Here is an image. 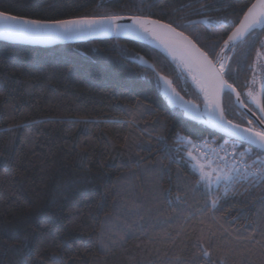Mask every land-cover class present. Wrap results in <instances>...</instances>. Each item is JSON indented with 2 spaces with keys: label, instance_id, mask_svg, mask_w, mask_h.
I'll return each instance as SVG.
<instances>
[{
  "label": "trees",
  "instance_id": "1",
  "mask_svg": "<svg viewBox=\"0 0 264 264\" xmlns=\"http://www.w3.org/2000/svg\"><path fill=\"white\" fill-rule=\"evenodd\" d=\"M250 2L0 0V12L30 20L141 16L175 26L232 20ZM178 30L199 35L205 51L215 44L216 59L231 28ZM262 40L258 30L250 49L238 43L225 52V79L257 115L247 92L259 96L264 80L250 83ZM142 57L154 70L137 63ZM160 75L172 81L177 104ZM185 100L205 105L187 73L142 41H0V264H208L195 246L201 237L212 264H264V184L237 183L215 209L205 206L185 139L206 144L197 147L205 159L224 157L234 140L191 120ZM224 110L248 127L227 92Z\"/></svg>",
  "mask_w": 264,
  "mask_h": 264
},
{
  "label": "snow or ice",
  "instance_id": "2",
  "mask_svg": "<svg viewBox=\"0 0 264 264\" xmlns=\"http://www.w3.org/2000/svg\"><path fill=\"white\" fill-rule=\"evenodd\" d=\"M203 7V6H201ZM242 15L229 20L223 18L212 20H189L183 24L173 22L164 23L160 20H152L141 16H131L130 23H120L124 17L118 15L84 16L75 19L61 20H30L16 17L5 12H0V37L10 40H29L39 43H51L60 40H69L86 34H104L116 32L117 34L132 35L137 39L151 37L168 50V52L189 69V74L196 87L203 94L205 108L198 112L197 118H206V122L213 128L229 133L234 139L231 151H225L224 157L218 159L221 163L207 166H198V179L196 187L205 196V206L215 209L222 199L228 197L237 183H249L253 186L264 184V105L260 98L251 89L247 96L251 102L259 108L261 119L259 127L253 126V120L247 121L248 127L233 124L226 120L224 111L217 102L219 94L225 89L235 92V88L224 77L231 71L230 62L219 57L213 59L210 54L215 51V44L205 45L207 51L198 46L199 35L195 37L185 35L179 28H191L198 23L211 24L222 31L231 28L226 39H223L221 52L225 49H235L239 43L245 49H250L258 38V30L264 31V0H251L239 9ZM219 40H217V43ZM264 48V40L261 42ZM122 55H132L122 53ZM264 53L257 51V57ZM219 64V66H217ZM255 68V65H253ZM169 83V81H166ZM254 85L255 80L250 82ZM174 91V90H173ZM262 93H264V81H262ZM239 100V93H236ZM227 143V142H226ZM243 149L242 151L240 149ZM258 154L253 157V150ZM191 156V153H189ZM206 167L211 169L206 170ZM222 189V191H221ZM179 195L176 200H181ZM196 241V247L200 249L199 255L208 258V264H212L211 251L205 250L201 240ZM216 264H222L217 261Z\"/></svg>",
  "mask_w": 264,
  "mask_h": 264
},
{
  "label": "water",
  "instance_id": "3",
  "mask_svg": "<svg viewBox=\"0 0 264 264\" xmlns=\"http://www.w3.org/2000/svg\"><path fill=\"white\" fill-rule=\"evenodd\" d=\"M121 17H124L125 19L121 20L120 23H130V20L128 18L131 17V16H121ZM146 18H150L152 20H158V19L151 18V17H146ZM203 19H198V21L199 20H203ZM198 24H203V23H198ZM185 35H187V34L185 33ZM150 38L151 37H147L145 39H137L136 37H134L132 35L117 34L116 32H111V33H104V34H86V35H83L81 37H77V38H74V39L54 41V42H51V43H39V42H33V41H29V40H10V39H5L3 37H0V41L6 42V43H11V44H23V45L32 46V47L50 48V47H55V46H58V45L76 44V43H84V42L98 41V40H110V39L138 40V41H142V42H145V43L149 44L148 42H146V40L150 39ZM226 50L227 49H225V51L222 52V56L225 55ZM137 63L140 64L143 67L150 68V69L154 70V67L151 64H149L144 57H142L141 60L138 61ZM217 66H219V64H217ZM224 79H225V77H224ZM159 80L165 87L167 97L174 104H177L175 92L173 91L172 81L169 78H167V77H165L163 75L159 76ZM166 81H169L170 84L166 83ZM233 88H235V87L233 86ZM226 92L229 93L233 97L234 102H235L236 106L238 107V109L240 111H242L249 119L253 120V122H255L257 124V126L259 127L260 126L259 125V120L261 119L260 111H259V115H257L250 108H248V106L244 103L241 94L237 91L236 88H235V92H231L230 90L225 89L224 91H222L219 94V96L217 98V102L219 104V107H220V109H222L224 111V115H225L224 95H225ZM236 93L240 94L239 100L237 99ZM263 94L264 93H262V85H261L260 90H259V98H260L261 104H262V100H263ZM202 97H203V95H202ZM183 105H184V109H185L188 117L191 120H193V121H195L197 123L204 124V125L210 127L211 129L215 130L217 133L234 140L230 136L229 133H226V132H224L223 130H220V129L213 128L209 123L206 122V118H197L198 112H203L204 108H205V105L201 107L200 105H198V104H196L194 102H189L187 100L184 101ZM225 119L228 120L226 115H225Z\"/></svg>",
  "mask_w": 264,
  "mask_h": 264
},
{
  "label": "rangeland",
  "instance_id": "4",
  "mask_svg": "<svg viewBox=\"0 0 264 264\" xmlns=\"http://www.w3.org/2000/svg\"><path fill=\"white\" fill-rule=\"evenodd\" d=\"M261 53H264V50ZM228 58H229V56H226V58L224 60L227 61ZM254 65H255V68H254V73L252 76V81L254 79L255 83H254V85L253 84L252 85L253 86H255V85L260 86L262 76L264 75V55H262L259 58L257 57ZM176 66L181 71L182 68H180L177 64H176ZM182 81L185 82L184 79ZM254 94H256V93H254ZM199 145H202V147L207 149L206 144H204V143L199 144L198 142L192 141L190 139H185V143H184V146L186 148L185 155L188 158V160L190 161L191 166L193 167L194 170H196L198 172V166H201V165L207 166L210 163L212 164V167L214 168L216 166V163L222 162L219 159H217L218 158L217 152L214 153L213 156L208 158V159H205L202 156H199L197 153V147ZM189 153H191V156H189ZM213 161H215L216 163H212ZM206 170L210 171L211 169L206 167Z\"/></svg>",
  "mask_w": 264,
  "mask_h": 264
},
{
  "label": "bare ground",
  "instance_id": "5",
  "mask_svg": "<svg viewBox=\"0 0 264 264\" xmlns=\"http://www.w3.org/2000/svg\"><path fill=\"white\" fill-rule=\"evenodd\" d=\"M146 42H148L151 46L155 47L156 49L160 50L162 53H164L167 57H169L174 63H176L180 68H182L187 75L189 76V79L194 84L195 88L199 91V89L196 87L195 83L192 80V76L189 74V69L185 67L183 63L179 59L174 58L168 50L160 43V41L155 40L153 38L147 39ZM200 92V91H199ZM201 93V92H200ZM202 94V93H201ZM203 95V94H202Z\"/></svg>",
  "mask_w": 264,
  "mask_h": 264
},
{
  "label": "built area",
  "instance_id": "6",
  "mask_svg": "<svg viewBox=\"0 0 264 264\" xmlns=\"http://www.w3.org/2000/svg\"><path fill=\"white\" fill-rule=\"evenodd\" d=\"M229 57H230V56H229ZM225 58H226V56H225V55H223V56H222V59L224 60ZM228 60H229V58H228ZM228 60H227V61H228Z\"/></svg>",
  "mask_w": 264,
  "mask_h": 264
}]
</instances>
